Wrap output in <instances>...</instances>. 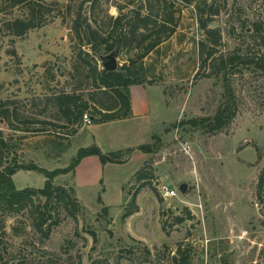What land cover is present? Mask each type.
Segmentation results:
<instances>
[{
    "label": "rangeland",
    "instance_id": "obj_1",
    "mask_svg": "<svg viewBox=\"0 0 264 264\" xmlns=\"http://www.w3.org/2000/svg\"><path fill=\"white\" fill-rule=\"evenodd\" d=\"M47 1L77 8L82 0ZM140 1L100 0L95 15L107 29L105 10L118 17L116 6L132 9ZM169 2L175 32L163 34L162 44L137 64L146 68L149 83L143 87L157 107L147 133L135 123L95 130L85 120L69 124L56 98L77 93L87 99L93 91L86 69H75L70 21L56 17L16 38L2 28L19 10H0V161L5 166L16 160L49 171L67 169L82 149L95 146L93 133L112 140L117 149L153 144L159 137L157 152L144 163L135 156L103 174L99 158H92L58 176L56 186L75 190L79 207L73 214L57 202L46 209L43 197L18 214L0 213V264H174L179 245L190 252L192 264H264V176L259 187L264 171V0ZM205 22L211 35L202 28ZM212 35L219 38L216 45ZM136 46L121 51L120 68L137 59ZM225 81L235 95L236 115L223 130L210 133L208 122L222 103ZM142 94L135 89L132 96L136 100ZM3 111L10 112V122L2 118ZM86 114L91 118L93 110ZM120 128L136 136L127 138ZM142 168L153 174L143 189L135 177ZM46 181L37 172L14 176L18 189H42ZM162 185L176 189L178 196L165 199ZM136 192L138 211L124 218L134 210ZM100 194L104 205L98 203ZM40 211L47 213L48 224L57 222L48 236V224L43 230L35 227Z\"/></svg>",
    "mask_w": 264,
    "mask_h": 264
},
{
    "label": "trees",
    "instance_id": "obj_2",
    "mask_svg": "<svg viewBox=\"0 0 264 264\" xmlns=\"http://www.w3.org/2000/svg\"><path fill=\"white\" fill-rule=\"evenodd\" d=\"M186 6H191L199 0H176ZM100 0H82L77 8L72 4L62 5L59 2H48L47 0H0V10H19L20 15L6 21L3 31L9 36L16 38L25 37L30 31L46 26L52 19L61 17L64 22L70 21V40L72 51L77 58L75 69L84 67L87 71V78L93 89L87 95L77 93H63L56 98V104L60 112L64 115L69 124L80 123L84 120L87 111L93 110L91 116L92 124L102 125L132 118V98L131 88L134 86H145L148 76L145 72L144 64L138 66V62H143L160 44L163 42L162 35L169 32L171 36L175 32V17L173 6L169 0H141L132 9L116 6L120 11L118 17L110 15L105 10V18L109 21V27L104 28L95 13ZM105 3V2H104ZM106 4V3H105ZM200 6V5H199ZM61 8V9H58ZM157 9L160 13L154 17ZM200 13L202 7H198ZM173 12V13H172ZM131 18V19H129ZM172 24L173 26H170ZM202 28L208 30V23H202ZM211 35V31H207ZM211 41L216 45L219 41L217 36H213ZM137 44L139 50L137 59H131L117 71L108 72L100 69L98 58H104L114 53L116 58L125 48H131ZM204 47L205 45L202 44ZM17 55L16 51H13ZM224 66V63H221ZM224 69V68H223ZM227 70V67L225 66ZM264 69V66H263ZM227 81V79H224ZM225 81V82H226ZM226 82V92L217 114L208 122L209 132H219L228 126L236 115V99L231 86ZM96 96L101 97L98 101ZM4 120L10 122V112L1 113ZM89 116V115H88ZM9 124V123H8ZM155 143L141 145L138 148H127L118 151L103 153L97 146L82 149L71 167L64 170L49 171L38 165L20 164L16 160L6 166L0 161V213L18 214L29 207L35 205L36 197H43L46 200V209L53 202L65 206L72 214L73 210L79 207L75 198V190L63 186H56L54 180L62 175L75 172L81 162L88 157L97 156L103 165L106 164H126L137 151L143 154H153L157 152L159 137L154 138ZM37 172L43 175L47 181L44 188L18 189L14 176L19 172ZM264 171L261 175L259 187L263 184ZM135 177L142 183L141 188L147 187L153 180V174L145 173L144 168L140 169ZM138 192L133 195L132 205L134 210L127 213L124 218L131 216L138 211L136 204ZM98 203L104 205L102 195L98 197ZM104 211L107 208L104 207ZM184 219H178V223H183ZM49 223L46 212L36 213L35 227L39 230ZM57 222L47 225L48 236ZM0 260H2L0 256ZM174 264H192L190 252L179 245L176 256L173 258Z\"/></svg>",
    "mask_w": 264,
    "mask_h": 264
},
{
    "label": "crops",
    "instance_id": "obj_3",
    "mask_svg": "<svg viewBox=\"0 0 264 264\" xmlns=\"http://www.w3.org/2000/svg\"><path fill=\"white\" fill-rule=\"evenodd\" d=\"M135 89H139L143 92V94L141 96H139L138 99H134L132 94L134 92ZM131 98H132V111H133V116L130 119L127 120H122V121H117V122H113V123H108V124H102V125H94L93 126V130H95L96 127H107L109 125H119V124H137L142 126L144 133H147V129L148 126L151 127L152 123L155 122L156 119V101L153 99V95L151 93V91L148 88H145L143 86H134L131 88ZM120 131H122V133L127 137V138H132L136 136V132L133 130H125L123 128L118 129ZM95 132V131H94ZM149 133V131H148ZM94 139L95 141L93 142L92 145H95L97 147H99L103 153H108V152H112V151H118V150H122V149H117L114 148V146H112V140L110 139H102L101 136H98V134L93 133ZM106 136V135H105ZM141 146V145H140ZM140 146L137 147H133V148H138ZM132 148V147H129ZM123 149H127V148H123ZM140 157V160L144 163V161L147 160L148 154H143V153H139V152H135L133 154V156L130 158V160L126 163V164H106L103 165L101 163V161H98V167L101 168V170L103 171V174L105 173V170L110 166V165H117V166H124L127 165L128 163H130L134 157ZM97 161L98 157L97 156H91L88 158H85L81 164L85 163L88 160H93ZM96 158V159H95ZM100 160V159H99ZM79 182V181H78ZM104 182V178L103 181ZM102 182H99V186ZM80 185V183H79ZM82 186L87 187L90 186L89 184H82ZM76 188H77V183H76ZM78 190V189H77ZM106 192L107 189L105 188ZM106 192H104V195L106 194ZM103 198V197H102ZM104 201V199H103ZM105 202V201H104Z\"/></svg>",
    "mask_w": 264,
    "mask_h": 264
},
{
    "label": "water",
    "instance_id": "obj_4",
    "mask_svg": "<svg viewBox=\"0 0 264 264\" xmlns=\"http://www.w3.org/2000/svg\"><path fill=\"white\" fill-rule=\"evenodd\" d=\"M103 65L104 69L108 72H114L120 68L118 59L116 58L114 53L110 54L109 56L103 59ZM181 189L182 191H184L186 189V186L183 185Z\"/></svg>",
    "mask_w": 264,
    "mask_h": 264
},
{
    "label": "built area",
    "instance_id": "obj_5",
    "mask_svg": "<svg viewBox=\"0 0 264 264\" xmlns=\"http://www.w3.org/2000/svg\"><path fill=\"white\" fill-rule=\"evenodd\" d=\"M85 122L88 124H92V121L88 115H85L84 117ZM161 193L165 199L174 198L178 196V191L176 189H172L166 185H162L161 187Z\"/></svg>",
    "mask_w": 264,
    "mask_h": 264
}]
</instances>
